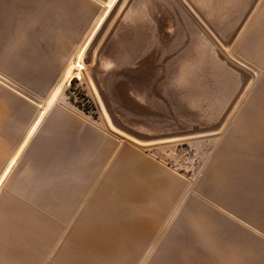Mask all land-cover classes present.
<instances>
[{"label": "rangeland", "instance_id": "1", "mask_svg": "<svg viewBox=\"0 0 264 264\" xmlns=\"http://www.w3.org/2000/svg\"><path fill=\"white\" fill-rule=\"evenodd\" d=\"M113 3L49 0L48 14L31 18L0 0V177L15 159L0 184V204L16 176V123L35 119L22 110L78 109L119 148L131 146L191 186L180 196L178 222L197 200L264 246V230L249 229L210 195L214 163L241 135L238 124L261 87L264 70L246 59L240 42L264 0L242 13L238 0ZM77 61L84 69L67 83ZM234 175L235 191L261 194Z\"/></svg>", "mask_w": 264, "mask_h": 264}, {"label": "crops", "instance_id": "2", "mask_svg": "<svg viewBox=\"0 0 264 264\" xmlns=\"http://www.w3.org/2000/svg\"><path fill=\"white\" fill-rule=\"evenodd\" d=\"M248 30L241 51L264 70V4ZM258 85L253 107L238 124L241 135L229 144L228 155L214 163L210 195L261 234L264 72ZM21 113L35 119L16 123V176L0 204V264H37L38 259L39 264H264L260 240L245 229L232 228L197 200L186 205L178 222L174 210L182 206L180 196L191 186L131 146L119 148L83 111L44 108ZM237 173L244 175V188L261 194L235 191ZM166 181L175 188L168 195L173 198L168 212Z\"/></svg>", "mask_w": 264, "mask_h": 264}, {"label": "bare ground", "instance_id": "3", "mask_svg": "<svg viewBox=\"0 0 264 264\" xmlns=\"http://www.w3.org/2000/svg\"><path fill=\"white\" fill-rule=\"evenodd\" d=\"M3 2H6V3H9V4H11L12 6H14L15 8H14V11L16 12V15L17 16H20V17H26V16H29V17H31V18H39V17H41V16H46L47 14H48V12L47 11H49V7H48V4H49V0H2ZM115 1L116 0H114V3H115ZM198 2H201L202 4H204V0H197ZM252 2V0H238V4H239V10L240 11H238L239 13H242L243 11H245L247 8H248V6L250 5V3ZM113 3V4H114ZM207 3V2H206ZM235 3V2H234ZM111 7V6H110ZM28 17V18H29ZM104 20V19H103ZM102 20V21H103ZM102 21L99 23V25L96 27V29L94 30V33L92 34V37L94 36V34H95V32L98 30V28L100 27V25L102 24ZM92 37L90 38V40H89V42L91 41V39H92ZM89 42L87 43V45H86V48L88 47V45H89ZM84 52H85V50H84ZM84 69V67H83V65L80 63V61H77L74 65H73V67L70 69V72H69V75L67 76V83H69L70 81H71V79H72V75H71V73H72V71H75L74 72V76H76V77H79L80 76V74H81V72H82V70ZM56 94L57 93H55L54 94V96H53V98H55V96H56ZM53 100V99H52ZM3 106V105H2ZM2 108V107H1ZM3 116V114H2V112H1V110H0V117H2ZM3 119V118H2ZM41 119H42V117H40V118H38V120L36 121V123H35V125H34V128H35V126L37 125V124H39V122L41 121ZM1 120V119H0ZM3 122V121H2ZM34 130V129H33ZM29 132V131H28ZM31 134V133H30ZM28 138V137H27ZM27 140V139H26ZM1 144V143H0ZM23 145V144H22ZM117 154V153H116ZM112 159V158H111ZM99 160V159H98ZM15 163V159H13L12 161H11V163L8 165V167L5 169V171H4V173L2 174V176L0 177V184L2 183V181L4 180V178L6 177V175H7V173H8V171L10 170V168L13 166V164ZM110 166H112V165H110ZM107 169V168H106ZM81 172V171H80ZM87 173V172H86ZM89 173V172H88ZM103 174V173H102ZM102 176V175H101ZM110 180V179H109ZM88 181V180H87ZM166 183V184H165ZM164 183V194H165V204H164V209L165 210H167V212H168V208L170 207V203H172L173 202V198H170L168 195H169V192L170 191H175L174 189V187L172 186V183L170 182V181H166ZM168 183V184H167ZM86 186V185H85ZM83 187H84V185H83ZM87 187V186H86ZM97 190V189H96ZM131 190V189H130ZM178 191H179V188H178ZM77 192V191H76ZM176 192H177V188H176ZM89 196V195H88ZM95 197V196H94ZM8 199H9V197H8ZM11 200V199H10ZM95 200V199H94ZM179 202V201H178ZM4 203V202H3ZM180 203V202H179ZM178 203V204H179ZM7 204V203H6ZM177 204V203H176ZM8 205V204H7ZM162 205V204H161ZM163 206V205H162ZM162 206H160V207H162ZM176 206V205H175ZM6 207V206H5ZM177 207V206H176ZM175 207V208H176ZM8 208V207H7ZM18 208V207H17ZM23 208V207H22ZM2 209V208H1ZM16 209V208H15ZM146 209V208H145ZM163 209V210H164ZM170 209V208H169ZM177 209L178 208H176V210H174V211H177ZM8 210V209H7ZM164 210V211H165ZM173 210V209H172ZM11 211V210H10ZM163 211V212H164ZM173 211V212H174ZM19 212V211H18ZM91 212V211H90ZM146 212V211H145ZM172 212V213H173ZM8 213V212H7ZM21 213V212H20ZM171 213V214H172ZM2 214V213H1ZM176 214V213H175ZM175 214H172V215H175ZM15 215V214H14ZM8 216V215H7ZM170 216V215H169ZM0 217H1V215H0ZM4 217V216H3ZM171 217V216H170ZM170 217H168L169 219H170ZM13 218V217H12ZM42 218V217H41ZM168 219V220H169ZM21 221V220H20ZM135 222V221H134ZM4 225V224H3ZM30 226V225H29ZM9 227H11V226H9ZM17 228H19V227H16V229ZM8 230V229H7ZM48 230V229H47ZM16 231H20V230H16ZM21 232V231H20ZM159 232V231H158ZM25 233H27V232H25ZM64 233V232H63ZM9 234V233H8ZM34 234V233H33ZM37 234V233H36ZM158 235H159V233H158ZM16 236H18V235H16ZM157 236V235H156ZM5 237V236H4ZM63 237V236H62ZM69 237V236H68ZM25 238V237H24ZM70 238V237H69ZM156 238V237H155ZM19 239H21V238H19ZM7 240V239H6ZM32 240V239H31ZM44 240V239H43ZM49 240V239H48ZM60 240V239H59ZM58 240V241H59ZM154 240V239H153ZM8 241V240H7ZM20 241V240H19ZM46 241V240H45ZM11 242H12V240H11ZM61 242V241H60ZM153 242V241H152ZM20 243V242H19ZM65 244V243H64ZM18 246H19V244H17ZM21 245V244H20ZM33 245V244H32ZM58 245H60V243L58 244ZM63 245V244H62ZM61 245V246H62ZM75 245V244H74ZM3 246V245H2ZM14 246H16L15 244H14ZM101 246V245H100ZM34 247V246H33ZM143 247V246H142ZM146 247V246H145ZM26 248V247H25ZM37 248V247H36ZM57 248V247H56ZM64 248V247H63ZM144 248V247H143ZM12 249V248H11ZM13 249H14V247H13ZM19 249V248H18ZM61 249V248H60ZM48 250V249H47ZM66 250V249H65ZM9 251V250H8ZM22 251H25L24 250V248H23V250ZM31 251V250H30ZM36 251V250H35ZM55 251V250H54ZM60 251V250H59ZM68 251V250H67ZM6 252V251H5ZM70 252V251H69ZM141 252H143V251H140V253ZM147 252V251H146ZM25 253V252H24ZM40 253V252H39ZM52 253H53V251H52ZM73 254V253H72ZM147 254H149V253H147ZM38 255V254H37ZM51 255V254H50ZM58 255V254H57ZM23 256V255H22ZM25 256V255H24ZM135 256V255H134ZM144 256V255H143ZM11 257V256H10ZM37 257V256H36ZM4 258V257H3ZM28 258V257H27ZM40 258H42V257H40ZM64 258V257H63ZM65 258H67V257H65ZM118 258H120V257H118ZM124 258V257H123ZM1 259V258H0ZM44 259H45V257H44ZM48 259H49V257H48ZM51 259V258H50ZM77 259H79V258H77ZM47 260V259H46ZM65 260V259H64ZM121 260H123L122 258H121ZM127 260V259H126ZM142 260V259H141ZM35 261V260H34ZM44 261V260H43ZM43 261H41V263H43ZM50 261V260H49ZM53 261V260H52ZM70 261V260H69ZM97 261V260H96ZM95 261V262H96ZM5 262H7V260L5 261ZM82 262V261H81ZM3 263V262H2ZM12 263V262H11ZM40 263V259H38L37 260V264H39ZM51 263V262H50ZM66 263V262H65ZM126 263H128V262H126ZM133 263V262H132ZM142 263V262H141ZM23 264V263H22ZM49 264V263H48ZM53 264V263H52ZM140 264V263H139Z\"/></svg>", "mask_w": 264, "mask_h": 264}]
</instances>
